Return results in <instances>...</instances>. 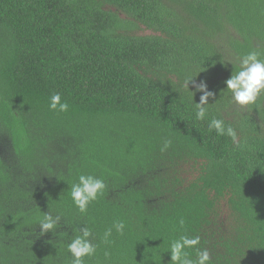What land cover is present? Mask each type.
<instances>
[{"label":"trees","instance_id":"obj_1","mask_svg":"<svg viewBox=\"0 0 264 264\" xmlns=\"http://www.w3.org/2000/svg\"><path fill=\"white\" fill-rule=\"evenodd\" d=\"M252 50L264 58V0H0V264H71L83 227L85 264H170L181 235L200 237L193 259L264 264V96L241 108L225 84ZM188 78L214 93L204 120ZM80 174L106 184L85 214ZM44 213L60 219L41 234Z\"/></svg>","mask_w":264,"mask_h":264},{"label":"clouds","instance_id":"obj_2","mask_svg":"<svg viewBox=\"0 0 264 264\" xmlns=\"http://www.w3.org/2000/svg\"><path fill=\"white\" fill-rule=\"evenodd\" d=\"M262 54L256 50L249 51L242 55L239 60V69L231 74L230 78L225 81L226 90L231 93V102L239 105L241 108L250 105L261 106L259 100L264 96V58ZM189 82L192 83L195 92H200L199 102L195 104V117L197 120H204L208 113L209 98L214 97V93L208 90L207 84L203 81L197 83L193 78L185 81V86L189 89ZM191 91L192 96L195 95ZM49 109L58 112H67L69 104L62 102L61 95L54 93L50 97ZM210 131L215 130L218 136H227L231 139L235 146L238 144V134L231 124L225 123L223 119L212 118L208 123ZM172 146V141L166 139L162 146L161 152L167 151ZM106 184L102 178H98L90 174H80L78 181L70 185V198L78 211L85 214L89 205L96 201L98 197L103 195ZM60 217H53L48 213H44L39 221L41 234L53 231L58 226ZM183 225V220L180 221ZM126 225L124 221L117 220L113 225L103 233V240L110 242L113 229L118 234H123ZM79 233L67 245L68 252L71 254V264H85V257H92L96 253V245H94L89 237L92 231L88 227L79 229ZM200 244V237H189L181 235L177 239H173L169 244L170 264H211L209 251L205 249H197L195 259L191 258L187 249L196 248ZM107 255V253H106Z\"/></svg>","mask_w":264,"mask_h":264}]
</instances>
